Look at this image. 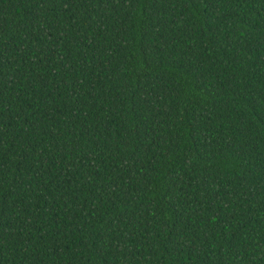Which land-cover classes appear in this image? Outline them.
<instances>
[{
  "label": "trees",
  "instance_id": "1",
  "mask_svg": "<svg viewBox=\"0 0 264 264\" xmlns=\"http://www.w3.org/2000/svg\"><path fill=\"white\" fill-rule=\"evenodd\" d=\"M0 264H264V0H0Z\"/></svg>",
  "mask_w": 264,
  "mask_h": 264
}]
</instances>
